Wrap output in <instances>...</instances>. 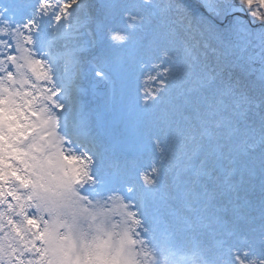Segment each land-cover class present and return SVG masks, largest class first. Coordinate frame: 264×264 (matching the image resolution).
Returning <instances> with one entry per match:
<instances>
[{
	"label": "snow or ice",
	"instance_id": "6c2138e0",
	"mask_svg": "<svg viewBox=\"0 0 264 264\" xmlns=\"http://www.w3.org/2000/svg\"><path fill=\"white\" fill-rule=\"evenodd\" d=\"M0 264H264V0H0Z\"/></svg>",
	"mask_w": 264,
	"mask_h": 264
}]
</instances>
